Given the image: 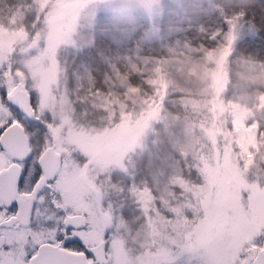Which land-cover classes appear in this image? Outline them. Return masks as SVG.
<instances>
[{
    "label": "snow or ice",
    "instance_id": "snow-or-ice-1",
    "mask_svg": "<svg viewBox=\"0 0 264 264\" xmlns=\"http://www.w3.org/2000/svg\"><path fill=\"white\" fill-rule=\"evenodd\" d=\"M104 2L57 0L55 5L44 8L49 37L42 55L57 70L56 83L50 85L54 91L59 84V50L65 46L66 35L71 34L72 26L78 24L85 12H91L94 17ZM261 2L264 4V0ZM255 5L256 0H243L240 11L224 17L227 30L220 29L212 35L211 39L216 42L223 33L218 46L207 51L209 60L223 62L232 54L240 39L237 25L241 20L252 22L245 41H259L264 47V26L256 28L255 14L248 11ZM39 20L37 15L33 27ZM9 23H15L14 16L9 18ZM143 34L144 29H134L127 34V40L137 41ZM26 35V30L5 29L0 24V43L5 48L14 50L15 44ZM123 44L113 33L93 32L91 43L75 48L74 75L87 74L94 81L93 66L118 56L115 50ZM126 59L131 61V56ZM156 72L158 79L145 82L156 88L159 103L145 100L139 113H130L127 109L115 113L110 126L95 134L97 139L109 135L129 137L134 125L157 117L167 97L168 84L162 70L157 68ZM0 74L3 75L0 82V264H264V175L257 173L254 179L249 176L253 168L259 167L257 157L264 164V123L255 113L233 121L237 134L232 140L234 147L226 149L223 156L216 147L214 158L202 157V163L193 166L181 154L189 175L195 172L199 182L181 177L172 187L180 194L181 201L195 206L196 211L186 207L180 213L175 206L164 207L156 196H153L156 206L150 207L144 195L151 194L152 189L145 183L138 190L136 203L145 213V220L162 219L163 226L158 224L150 242L130 255L119 230L114 231L117 213L111 202L105 207L101 196L86 209L83 202L89 199L90 189L80 188L74 196L73 187L66 181V177L79 179L92 172L97 179L86 178L94 185L100 179H111L110 174L97 173L92 156L86 153H81L82 162H74L73 166L65 161L57 167L55 159L50 158L46 167V155L52 151L48 137L55 116L45 103V92L27 83L19 91L16 79L25 77L20 69L8 68ZM64 75L68 76L66 68ZM139 91L129 84L125 96ZM99 92L96 88L93 96ZM259 100L258 110L264 112V95ZM208 135L213 145H217L216 135L212 131ZM38 140L43 147L34 149ZM185 183L193 191L185 192ZM45 206L51 209L50 214L41 211Z\"/></svg>",
    "mask_w": 264,
    "mask_h": 264
},
{
    "label": "rangeland",
    "instance_id": "rangeland-1",
    "mask_svg": "<svg viewBox=\"0 0 264 264\" xmlns=\"http://www.w3.org/2000/svg\"><path fill=\"white\" fill-rule=\"evenodd\" d=\"M56 3L57 0H7L6 12L3 17L0 14V24L5 29L26 30L27 35L15 44L14 50L0 43V73L8 68L20 69L25 77L16 79L19 85L27 83L29 87L44 90L45 103L55 116L49 145L64 154V162L73 166L74 162H82L81 153H86L92 156L97 173L110 174L111 179H100L94 185L86 178L97 179L92 172L79 179L66 177V181L73 187L74 196L79 194L80 188L90 189L89 199L83 202L86 208L101 196L105 207L111 202L117 213L114 231L119 230L128 254L135 255L150 242L157 225L163 226L162 219L145 220V213L136 203L138 190L145 183L152 189L151 194L144 195L150 207L156 206L153 201L156 196L164 207L175 206L180 213L186 207L196 211L195 206L181 201L180 194L172 187L181 177L199 182L195 172L189 175L181 154L193 166L202 163V157L214 158L216 147L223 156L226 149L234 147L232 140L237 135L233 130L234 120H244L255 113L264 123V112L258 110L259 97L264 95V67L256 61L237 58L233 53L228 57L230 60L223 62L207 58V51L218 46L223 33L216 42L211 39L212 35L217 30H227L224 17L232 0H124L123 3L105 0L94 17L91 12H85L78 24L72 26L71 34L66 35L65 46L59 50V84L54 91L50 85L56 83L57 70L50 67L42 53L49 37L44 8ZM37 15L40 20L33 27ZM13 16L15 23L10 24L9 18ZM134 29H144L143 38L129 42L127 34ZM102 31L124 41L123 46L115 50L118 56L93 66L94 81L87 74L74 75L76 46L91 43L93 32ZM152 41L160 42V56L150 50ZM128 56L131 61L126 59ZM214 62L210 76L207 68ZM228 63L233 74L231 87L227 86ZM157 68L168 82V94L157 117L134 125L129 137L109 135L97 139L95 134L110 126L113 115L125 110V89L131 81L124 76L134 74L136 87L140 88L143 76L145 81L158 79ZM0 82H3L2 74ZM96 88L100 92L93 96ZM227 88L229 92L225 94ZM103 103L108 108L106 121L99 120L98 125L81 123L78 112L101 111L103 108L99 106ZM107 105H112V109ZM140 105L138 101L134 106L139 108ZM186 109L191 110L194 119L187 115ZM208 131L216 135L217 145H213ZM34 146L43 147L39 140ZM257 163L259 167L249 173L252 179L257 173L264 175L260 157ZM73 171L77 170L73 167ZM130 185L134 186L130 189ZM183 186L185 192L193 191L187 183ZM208 195L210 193L206 194V199Z\"/></svg>",
    "mask_w": 264,
    "mask_h": 264
},
{
    "label": "trees",
    "instance_id": "trees-1",
    "mask_svg": "<svg viewBox=\"0 0 264 264\" xmlns=\"http://www.w3.org/2000/svg\"><path fill=\"white\" fill-rule=\"evenodd\" d=\"M242 4H243V0H232V3H230V6L228 7L230 10H227V16H231L235 12L240 11ZM158 5H159V3H158ZM6 6H7V0H0V14L2 17H3V13L5 14V12H6V9H5ZM248 11L250 14L251 13L255 14V21H256L255 27L256 28H260V27L264 26V4H262L261 0H256L255 8L254 9L250 8V9H248ZM230 12H231V14H230ZM251 27H252L251 21L241 20L238 23L237 31L239 33L240 39L237 40V42L235 43L234 50L232 53H233V56H235L237 58H241L242 60H245L247 62L256 61L257 63H260V65H261V64H264V47H262L260 45L259 41H257L256 43H253L252 41H245V39H244V36L248 33V31ZM197 40L200 43H202L199 38H197ZM193 42H196V41L194 40ZM149 48L157 56L161 55L162 47H161L160 42L152 41V43H150V45H149ZM228 60H230V58H228ZM214 64H215V62L210 64L207 68V74L210 76L213 72ZM228 66H229V82H228L227 86L230 85V87H231L233 85V74L231 73L229 63H228ZM126 76L129 77V80L131 81L130 84H132L134 86L137 85V83L135 84V75L134 74H132L130 76V74L127 73ZM144 78L145 77L143 76V78L140 80V84H139L140 85V88H139L140 91L138 92L139 95H138V93H135V94L130 93L127 95V98L125 96V99L123 101V105H125V109H127L130 113H133V112L139 113L141 111V109L144 107V101L145 100H147L149 102H151L152 100H156L157 103H159V96L156 93V88L153 87L151 84L146 83ZM167 84H168V82H167ZM228 92H229V88H227L225 94H228ZM167 94H168V90H167ZM213 94H214V92H213ZM109 96H112V94H109ZM119 99L120 98L117 97L118 103L120 102ZM138 101H141V105L138 106L139 108H137V106H134ZM104 104L105 103H103V105L99 106V107L103 108L101 111L96 109V111L88 110L86 112H84V111L78 112V114L81 115L79 117V119H81V123L87 124V125H92V124L98 125L99 120L106 121L108 111L104 110V108H105ZM107 106L110 109H112V105H107ZM186 113H187V115H190L194 119V115L192 114L191 110L186 109ZM151 125L154 127V120L152 121ZM191 175L193 176V173Z\"/></svg>",
    "mask_w": 264,
    "mask_h": 264
},
{
    "label": "water",
    "instance_id": "water-1",
    "mask_svg": "<svg viewBox=\"0 0 264 264\" xmlns=\"http://www.w3.org/2000/svg\"><path fill=\"white\" fill-rule=\"evenodd\" d=\"M22 89H23V85H20L19 91H22ZM51 149H52V151L46 155V158H45V166L46 167L48 166V160L51 158V159H55L56 164H57V167H60L61 166L60 154L57 153L54 150V148L51 147ZM52 171L54 172L55 169H52Z\"/></svg>",
    "mask_w": 264,
    "mask_h": 264
},
{
    "label": "flooded vegetation",
    "instance_id": "flooded-vegetation-1",
    "mask_svg": "<svg viewBox=\"0 0 264 264\" xmlns=\"http://www.w3.org/2000/svg\"><path fill=\"white\" fill-rule=\"evenodd\" d=\"M52 147V146H51ZM33 148L34 149H39V148H37V147H35L34 145H33ZM52 148H54V147H52ZM54 150L57 152V153H59L60 154V161H61V165L64 163V154L61 152V151H59V150H57V149H55L54 148ZM86 208V207H85ZM87 209V208H86ZM41 211L42 212H44L45 214H50V212H51V209L48 207V206H45L44 208H42L41 209ZM43 222L41 221V224H42ZM36 225L34 224V227H35Z\"/></svg>",
    "mask_w": 264,
    "mask_h": 264
}]
</instances>
